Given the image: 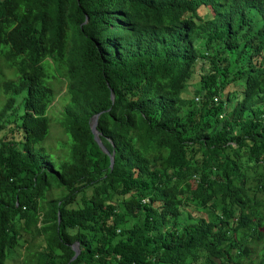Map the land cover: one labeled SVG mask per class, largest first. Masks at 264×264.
<instances>
[{"label": "trees", "instance_id": "trees-1", "mask_svg": "<svg viewBox=\"0 0 264 264\" xmlns=\"http://www.w3.org/2000/svg\"><path fill=\"white\" fill-rule=\"evenodd\" d=\"M22 234L26 264H264V0H0V264Z\"/></svg>", "mask_w": 264, "mask_h": 264}, {"label": "rangeland", "instance_id": "rangeland-1", "mask_svg": "<svg viewBox=\"0 0 264 264\" xmlns=\"http://www.w3.org/2000/svg\"><path fill=\"white\" fill-rule=\"evenodd\" d=\"M203 11L204 10L201 9V12ZM206 14H208L209 16L210 10H208V13ZM201 46L202 45L199 41L197 43V47L201 49ZM206 66V61L201 60L197 65H195L194 72L199 73L201 72L202 68ZM193 80L194 79L191 77L189 79V84H187L182 90L183 93H185L189 97L193 96V88L195 87V83L193 82ZM63 90L64 87L62 86L61 92L55 95L51 103L48 105V132L43 141L35 146L41 156L49 158V160H51V164L54 165V168L57 167L59 162L67 159L69 148L68 137L63 133L62 128L58 122L61 117V109L63 105L62 99H64V102L66 101V98H64V96L60 98V94L63 92ZM184 217V215L181 216V219L184 220ZM20 239V245H17L14 252L5 259V264H26L24 263V259L26 258V251H28V254L34 253L43 243L40 237L31 238L30 235L24 236V234H22ZM23 239L25 242H22Z\"/></svg>", "mask_w": 264, "mask_h": 264}, {"label": "water", "instance_id": "water-1", "mask_svg": "<svg viewBox=\"0 0 264 264\" xmlns=\"http://www.w3.org/2000/svg\"><path fill=\"white\" fill-rule=\"evenodd\" d=\"M110 98L112 99V94L110 95ZM97 116H98V113L94 114V115H92L90 117V120H89V123H88L89 124V128H90V131L92 133L93 140L96 142V144L99 146V148L105 154H108L107 150L104 148V146L102 145L101 141L99 140L98 132L95 129ZM112 163H113V152H111V154L109 155V167L112 166ZM71 248L73 250V255H72L71 259H73L77 255V253L79 252L78 244L74 243Z\"/></svg>", "mask_w": 264, "mask_h": 264}]
</instances>
